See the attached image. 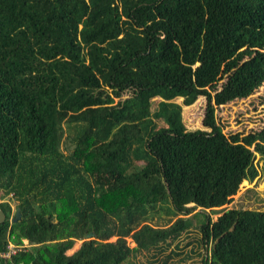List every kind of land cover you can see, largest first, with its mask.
Here are the masks:
<instances>
[{"label":"trees","instance_id":"1","mask_svg":"<svg viewBox=\"0 0 264 264\" xmlns=\"http://www.w3.org/2000/svg\"><path fill=\"white\" fill-rule=\"evenodd\" d=\"M263 82L264 0H0V253L28 241L0 264L166 263L193 214L200 264H264V210L224 208L264 124L215 115ZM199 96L209 130H187Z\"/></svg>","mask_w":264,"mask_h":264},{"label":"rangeland","instance_id":"2","mask_svg":"<svg viewBox=\"0 0 264 264\" xmlns=\"http://www.w3.org/2000/svg\"><path fill=\"white\" fill-rule=\"evenodd\" d=\"M125 93L123 97L127 96ZM154 97L152 101L158 100ZM117 100V98H115ZM173 101L181 103V97H176ZM205 106V98L199 96L192 104L182 105V120L187 130L204 129L209 130L202 123ZM216 121L221 125L225 134L240 132L246 134L251 131L259 130L264 124V82L252 94L246 98L235 99L218 106L215 109ZM156 129L166 126L163 120H154ZM256 165L259 168V175L252 181L244 180L233 195L231 201L224 205V208H249L256 210H264V160L256 155ZM14 204H12L13 206ZM154 216L151 223L164 224L167 216L163 209L150 210ZM160 215V217H159ZM218 213L211 214L214 220ZM200 217L193 214L190 218V225L186 231H183L177 240L173 241L170 248L164 253H169L170 249L179 251V254L172 255L166 263L159 261L157 263H149V254L145 252H136L122 264H200L201 253L204 252L201 245L198 244L197 238L200 237L199 230ZM112 240L114 237L111 238ZM127 245L132 247L134 242L131 238H126ZM178 243V249L175 243ZM80 245V240H76L73 246L66 251L67 254L72 253ZM163 256V255H162ZM165 258V257H164Z\"/></svg>","mask_w":264,"mask_h":264},{"label":"built area","instance_id":"3","mask_svg":"<svg viewBox=\"0 0 264 264\" xmlns=\"http://www.w3.org/2000/svg\"><path fill=\"white\" fill-rule=\"evenodd\" d=\"M27 245L28 241L26 239H22V242L20 244H15L13 241H8L6 250L0 253V255L2 257H9L10 255L17 253L21 249H26Z\"/></svg>","mask_w":264,"mask_h":264},{"label":"water","instance_id":"4","mask_svg":"<svg viewBox=\"0 0 264 264\" xmlns=\"http://www.w3.org/2000/svg\"><path fill=\"white\" fill-rule=\"evenodd\" d=\"M20 216H21L20 209L17 208L15 211L14 217L11 218V221L12 222L17 221L20 218ZM4 218H5V214H4L3 210L0 209V223L4 220ZM86 236L91 237V233H87Z\"/></svg>","mask_w":264,"mask_h":264}]
</instances>
